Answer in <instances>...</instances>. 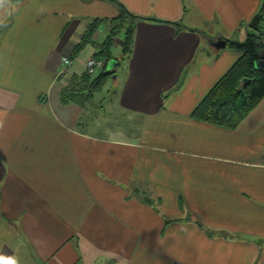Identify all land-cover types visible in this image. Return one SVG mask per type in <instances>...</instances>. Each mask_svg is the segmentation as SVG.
<instances>
[{
	"label": "crops",
	"instance_id": "crops-1",
	"mask_svg": "<svg viewBox=\"0 0 264 264\" xmlns=\"http://www.w3.org/2000/svg\"><path fill=\"white\" fill-rule=\"evenodd\" d=\"M118 1L166 22L136 23L107 95L119 117L108 124L63 105L60 91L97 51L88 44L72 58L88 25L103 19L100 44L118 6L0 0V258L264 264V97L235 129L192 117L242 55L214 41L256 35L264 59V18L261 32L250 27L264 0Z\"/></svg>",
	"mask_w": 264,
	"mask_h": 264
},
{
	"label": "trees",
	"instance_id": "trees-1",
	"mask_svg": "<svg viewBox=\"0 0 264 264\" xmlns=\"http://www.w3.org/2000/svg\"><path fill=\"white\" fill-rule=\"evenodd\" d=\"M107 1L112 2L120 9V14L110 20L112 24L110 32L102 43L97 44L93 37L103 19L93 21L88 25L80 42L77 43L72 58L78 56L86 45L93 44L97 48L93 58L104 60L107 63L106 70L112 60H115L117 65L113 71L108 73L105 70L97 77H93L89 73H84L81 76L74 75L60 91V100L63 105L83 106L95 93L102 90L107 80L116 73L121 61L126 60L131 55L137 22H166L135 15L118 0ZM259 13L264 18V2ZM175 24L180 28L182 27L181 23ZM121 34L123 39L121 57L116 58L113 55L112 47L114 38ZM255 37L256 35H249L246 41L242 43L228 41V46L241 51L242 55L194 109L192 117L223 128L235 129L258 106L264 97V74L255 69L256 61L263 59L257 53ZM244 79H246V83H244ZM182 82L183 78L176 89L182 85Z\"/></svg>",
	"mask_w": 264,
	"mask_h": 264
},
{
	"label": "rangeland",
	"instance_id": "rangeland-1",
	"mask_svg": "<svg viewBox=\"0 0 264 264\" xmlns=\"http://www.w3.org/2000/svg\"><path fill=\"white\" fill-rule=\"evenodd\" d=\"M102 43V42H101ZM117 51V50H116ZM119 52V51H118ZM98 60V61H101L103 63V66L99 69H96V70H99L101 72L105 71V68H106V65L107 63L102 60V59H99V58H94V60ZM100 72V73H101ZM89 73V72H87ZM97 71H95L93 74H91L93 77H97L98 75H96ZM90 74V73H89ZM114 88L116 89L117 88V81L114 80V78L110 77L106 84L104 85V87L102 88V90L98 93H95L93 95V97H91L90 99L87 100V102H85V104L83 105L84 107H86V111L89 112V116H93L94 115H98L100 116V114L102 115L103 119L101 122H107L108 124H113L112 120L113 119H117V117H119L118 113L115 111L116 109L115 108H111V107H108L106 104L108 103V100H107V95L108 93L111 91V90H114ZM110 97V96H109ZM96 103V105H95ZM95 105V106H93ZM97 106H98V109H97ZM92 107H93V110H92ZM104 107H107L106 109ZM101 108V109H100ZM97 109V110H96ZM93 111V113H92ZM109 112H111L110 114H108ZM97 113V114H96ZM96 117V116H95ZM101 120V119H100ZM117 121H114V123H116ZM122 123V122H121ZM116 124H120V123H116ZM127 124V123H125Z\"/></svg>",
	"mask_w": 264,
	"mask_h": 264
},
{
	"label": "water",
	"instance_id": "water-1",
	"mask_svg": "<svg viewBox=\"0 0 264 264\" xmlns=\"http://www.w3.org/2000/svg\"><path fill=\"white\" fill-rule=\"evenodd\" d=\"M261 19H262V15L260 13L256 14L250 23V27L257 32H261L262 31L260 27ZM227 43L228 42L226 40L218 38L216 41L212 43V45L215 48V50L219 51L221 49L226 48ZM116 65H117V62L115 60L110 61L107 66V72L109 73L113 71ZM255 69L264 74V59H259L258 61H256ZM112 77L115 78V74ZM246 82H247L246 79H244V83Z\"/></svg>",
	"mask_w": 264,
	"mask_h": 264
},
{
	"label": "built area",
	"instance_id": "built-area-1",
	"mask_svg": "<svg viewBox=\"0 0 264 264\" xmlns=\"http://www.w3.org/2000/svg\"><path fill=\"white\" fill-rule=\"evenodd\" d=\"M63 64L64 66L68 67L72 64V60L70 58H67V57H64L63 58ZM103 66V63L101 61H98V60H94V58H91L87 61L86 63V67L88 69V72L90 74H93L96 69H99Z\"/></svg>",
	"mask_w": 264,
	"mask_h": 264
},
{
	"label": "clouds",
	"instance_id": "clouds-1",
	"mask_svg": "<svg viewBox=\"0 0 264 264\" xmlns=\"http://www.w3.org/2000/svg\"><path fill=\"white\" fill-rule=\"evenodd\" d=\"M0 264H17V261L14 259H8L7 261H3V258H0Z\"/></svg>",
	"mask_w": 264,
	"mask_h": 264
}]
</instances>
